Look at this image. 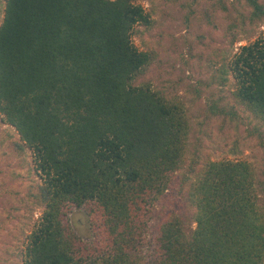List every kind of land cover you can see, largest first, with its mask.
<instances>
[{
  "label": "trees",
  "instance_id": "trees-1",
  "mask_svg": "<svg viewBox=\"0 0 264 264\" xmlns=\"http://www.w3.org/2000/svg\"><path fill=\"white\" fill-rule=\"evenodd\" d=\"M139 0H6L0 25V114L33 150L44 206L26 264H142L152 209L188 153L179 102L134 78L152 61L132 41L150 25ZM251 23L264 3L240 0ZM232 72L238 103L264 122V35L243 46ZM227 78H225L226 80ZM264 191V183H262ZM197 228H160L155 264H264V208L251 163L209 162L192 186ZM84 209L101 240L67 223Z\"/></svg>",
  "mask_w": 264,
  "mask_h": 264
},
{
  "label": "rangeland",
  "instance_id": "rangeland-1",
  "mask_svg": "<svg viewBox=\"0 0 264 264\" xmlns=\"http://www.w3.org/2000/svg\"><path fill=\"white\" fill-rule=\"evenodd\" d=\"M138 4L152 22L137 26L132 41L152 61L133 83L179 102L190 124L183 168L152 209L145 245L138 248V262L155 264L163 223L181 220L188 236L197 228L191 190L209 162L251 163L264 208V122L238 103L237 81L232 72L224 74L243 46L264 35V23H251L240 0H139ZM5 8L6 0H0V25ZM39 184L42 176L33 150L0 114V264H26L30 236L44 213L37 199ZM91 220L86 210L76 208L66 218L86 242H97L101 230H94Z\"/></svg>",
  "mask_w": 264,
  "mask_h": 264
}]
</instances>
